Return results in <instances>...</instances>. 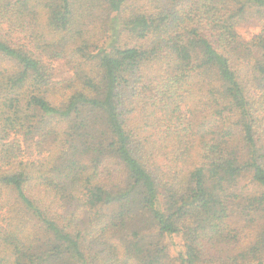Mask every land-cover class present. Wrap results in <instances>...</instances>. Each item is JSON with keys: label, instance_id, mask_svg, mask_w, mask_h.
<instances>
[{"label": "trees", "instance_id": "trees-1", "mask_svg": "<svg viewBox=\"0 0 264 264\" xmlns=\"http://www.w3.org/2000/svg\"><path fill=\"white\" fill-rule=\"evenodd\" d=\"M0 264H264V0H0Z\"/></svg>", "mask_w": 264, "mask_h": 264}, {"label": "rangeland", "instance_id": "rangeland-1", "mask_svg": "<svg viewBox=\"0 0 264 264\" xmlns=\"http://www.w3.org/2000/svg\"><path fill=\"white\" fill-rule=\"evenodd\" d=\"M260 25L257 22L254 23H243L239 26V34L246 40H250L260 33ZM55 79L64 80L68 76V68L66 67L64 61L55 63Z\"/></svg>", "mask_w": 264, "mask_h": 264}]
</instances>
